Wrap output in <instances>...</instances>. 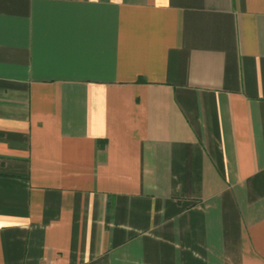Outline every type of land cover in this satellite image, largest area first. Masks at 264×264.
Segmentation results:
<instances>
[{
  "label": "crops",
  "instance_id": "crops-1",
  "mask_svg": "<svg viewBox=\"0 0 264 264\" xmlns=\"http://www.w3.org/2000/svg\"><path fill=\"white\" fill-rule=\"evenodd\" d=\"M0 264H264V0H0Z\"/></svg>",
  "mask_w": 264,
  "mask_h": 264
}]
</instances>
